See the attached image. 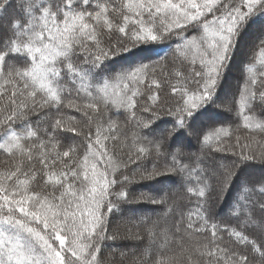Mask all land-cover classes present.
Here are the masks:
<instances>
[{"label": "snow or ice", "instance_id": "1", "mask_svg": "<svg viewBox=\"0 0 264 264\" xmlns=\"http://www.w3.org/2000/svg\"><path fill=\"white\" fill-rule=\"evenodd\" d=\"M169 44L171 65L145 55ZM237 58V127L208 131ZM257 136L264 0H0V264H264ZM137 180L160 211L106 258Z\"/></svg>", "mask_w": 264, "mask_h": 264}, {"label": "trees", "instance_id": "2", "mask_svg": "<svg viewBox=\"0 0 264 264\" xmlns=\"http://www.w3.org/2000/svg\"><path fill=\"white\" fill-rule=\"evenodd\" d=\"M149 47V46H145ZM174 48V45H167L162 47H157L155 51L159 53V56H156L152 53H146L145 55L151 56V59L156 60L159 59L161 63H168L171 65L172 63V49ZM167 57V60L164 58ZM247 57H245L246 59ZM256 67H259L257 64ZM241 83V70H240V58H237L236 61L233 62L232 67L230 70L226 73L223 81H222V88L220 90L219 98L216 101V104L213 105V114L216 116V122L213 123L211 121H206L207 130L211 131L214 127H219L221 125L228 127L229 125L236 129L237 127V121L236 117L233 115L231 111H229V101L232 98V96L237 92L238 86ZM146 101V97L144 100L141 101V104H143ZM63 113L65 115V119H67L69 116H75L77 119L80 118V114L74 112V110L71 109H63ZM111 118L114 120H118L121 123L123 122L125 118V113L121 112L120 114H116L114 111L110 113ZM240 134H244L243 130H241ZM67 136L71 137L74 134L68 133ZM79 139V138H77ZM257 141H260L261 144H264V140H261V137H256ZM69 143L72 141L69 140ZM244 141L242 140V143ZM251 148L253 151H258L259 146L255 142H251ZM228 143V141H226ZM230 143H235V135H233ZM193 148L190 149V151L195 152L198 148L197 141L195 139H192ZM217 157H225L224 159H221L219 162L221 163H229V158L226 157V154L224 153H218ZM2 159V157H0ZM231 159H235L232 157ZM257 165H255V170L253 174V179L258 178L261 173V166L258 162H255ZM163 180V178H162ZM164 186H169L165 182ZM161 187L160 184H157L155 181H134L128 188L129 192V199L132 201L131 203L123 205V207L126 209L124 214L121 216L117 214L116 216L111 218L110 227H109V234H116L118 236L117 240L113 242H109L112 244L111 248H105L104 249V256L106 258H110V254L114 250H120V251H129L133 247V241L131 239H123L124 236L129 235L130 233H133L137 230V221L140 219H135L133 217L126 216L128 213H136L137 216H143L144 214L149 215V213L154 214L156 212L160 211L159 206L151 205L148 203H137L135 202V198L140 195V193H148L152 191L153 189ZM174 187V186H173ZM150 188V189H149ZM215 211L219 212V215L216 217L217 220H219L222 224L229 223V217H228V203H225L223 206V209L219 207V204L216 205ZM179 241V237H177V242Z\"/></svg>", "mask_w": 264, "mask_h": 264}, {"label": "rangeland", "instance_id": "3", "mask_svg": "<svg viewBox=\"0 0 264 264\" xmlns=\"http://www.w3.org/2000/svg\"><path fill=\"white\" fill-rule=\"evenodd\" d=\"M149 189H150V188H149ZM144 215H146V214H144ZM144 215H143V216H144ZM149 215H152V213H149ZM126 216H129V217L131 216V217H133V218H135V219H138V217H141V216H137L136 213H130V214L128 213Z\"/></svg>", "mask_w": 264, "mask_h": 264}]
</instances>
